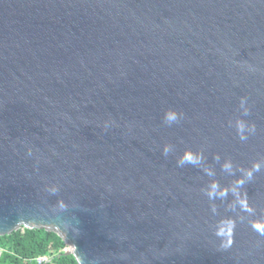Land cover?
I'll return each mask as SVG.
<instances>
[{"label":"water","instance_id":"water-1","mask_svg":"<svg viewBox=\"0 0 264 264\" xmlns=\"http://www.w3.org/2000/svg\"><path fill=\"white\" fill-rule=\"evenodd\" d=\"M20 228L77 264H264V0H0Z\"/></svg>","mask_w":264,"mask_h":264},{"label":"trees","instance_id":"trees-1","mask_svg":"<svg viewBox=\"0 0 264 264\" xmlns=\"http://www.w3.org/2000/svg\"><path fill=\"white\" fill-rule=\"evenodd\" d=\"M64 247L54 232L20 228L0 236V264H77L71 254H64Z\"/></svg>","mask_w":264,"mask_h":264},{"label":"built area","instance_id":"built-area-1","mask_svg":"<svg viewBox=\"0 0 264 264\" xmlns=\"http://www.w3.org/2000/svg\"><path fill=\"white\" fill-rule=\"evenodd\" d=\"M44 259H45V257H40V258H38L39 261H42V260H44Z\"/></svg>","mask_w":264,"mask_h":264}]
</instances>
